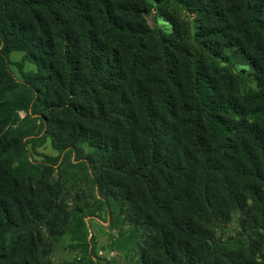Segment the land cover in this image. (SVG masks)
I'll return each mask as SVG.
<instances>
[{"label": "trees", "instance_id": "16d2710c", "mask_svg": "<svg viewBox=\"0 0 264 264\" xmlns=\"http://www.w3.org/2000/svg\"><path fill=\"white\" fill-rule=\"evenodd\" d=\"M97 217L122 264H264V0H0V264H113L50 260Z\"/></svg>", "mask_w": 264, "mask_h": 264}, {"label": "rangeland", "instance_id": "374dc122", "mask_svg": "<svg viewBox=\"0 0 264 264\" xmlns=\"http://www.w3.org/2000/svg\"><path fill=\"white\" fill-rule=\"evenodd\" d=\"M146 20L151 27H158L164 30L167 29V25L158 15L157 8H154L150 14L146 15ZM224 54L229 60L225 65L228 73H236L243 79L242 90L247 91L249 89H254L255 85L251 75L252 67L249 61L234 49H226ZM22 56L21 52H12L9 55V60L12 64H16L21 61ZM21 69L24 72L34 70L33 66L27 62L23 63ZM10 70L16 78H19L20 74L14 65H10ZM41 151L46 154H53L47 147L42 148ZM85 224L88 229L89 246L83 250H73L70 248V235L76 232V229H73L72 232L67 233L56 242L50 254V260L53 263L61 261L71 262L78 258H86L92 255L96 258L109 260L113 262V264H122L121 256L116 253L112 246V233L108 229L107 222L102 217H97L86 218ZM113 259L114 261H112Z\"/></svg>", "mask_w": 264, "mask_h": 264}]
</instances>
